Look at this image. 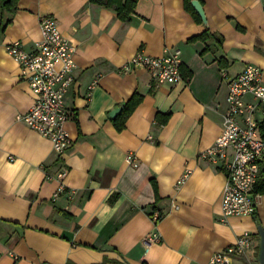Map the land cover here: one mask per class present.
<instances>
[{"label": "crops", "instance_id": "obj_1", "mask_svg": "<svg viewBox=\"0 0 264 264\" xmlns=\"http://www.w3.org/2000/svg\"><path fill=\"white\" fill-rule=\"evenodd\" d=\"M128 1H134L128 21L91 0L0 7V264H207L244 232L253 249L230 264H261L264 160L255 213L223 217L226 172L199 154L222 130L227 79L252 64L264 83V0H198L205 24L191 0ZM40 16L56 20L76 65L65 96L72 145L61 159L47 137L17 119L34 94L5 50L15 40L34 49ZM175 49L181 82H157L140 66L121 69L138 53L157 57ZM133 95L139 101L124 117ZM256 117L261 134L264 116ZM128 154L136 166L126 162ZM61 168L66 191L74 192L53 200L58 183L46 174ZM153 211L161 216L157 223ZM154 233L159 241L149 243Z\"/></svg>", "mask_w": 264, "mask_h": 264}, {"label": "built area", "instance_id": "obj_2", "mask_svg": "<svg viewBox=\"0 0 264 264\" xmlns=\"http://www.w3.org/2000/svg\"><path fill=\"white\" fill-rule=\"evenodd\" d=\"M39 29L40 40L34 49L26 50L20 41L15 40L7 43L5 50L19 65L21 78L28 83L34 94L30 107L17 115V119L47 137L54 153L61 159L72 145L65 127L71 115L65 103V96L75 83L73 47L61 34L52 16H40ZM181 64V52L175 49L157 57L138 53L128 59L121 69L129 71L135 66H140L148 71L155 81L175 84L183 79ZM227 85L222 130L213 145L203 150L199 158L207 162L221 163L226 172L221 194L222 216H251L256 209L255 184L259 177V164L264 160V140L256 117L258 112L264 116V108H261V105H264L261 69L248 64L241 73L229 77ZM91 88L92 86L89 90ZM245 96L252 97L255 102H245ZM126 162L132 166L137 165L132 154L126 156ZM66 173L67 171L61 168L46 174L47 179L58 183L53 200L67 189L64 182ZM184 177L185 175L177 184H180ZM66 192L74 191L68 189ZM160 217L158 211L151 213V219L155 223ZM147 241L158 242L159 235L154 233ZM253 246L251 234L244 232L233 244L213 253L207 264H230L234 256L244 254L253 249Z\"/></svg>", "mask_w": 264, "mask_h": 264}, {"label": "trees", "instance_id": "obj_3", "mask_svg": "<svg viewBox=\"0 0 264 264\" xmlns=\"http://www.w3.org/2000/svg\"><path fill=\"white\" fill-rule=\"evenodd\" d=\"M91 1L98 3L100 5H103L105 7L113 8L117 13L118 18L121 19L122 21H128L129 20V14L134 9V1L126 0V2L124 4H121L122 0H91ZM189 1L190 0H185V2L187 3L188 6H189ZM17 2H18V0H0V7L2 9H6V10L13 12L16 9ZM191 11L193 14L196 15V13H194V11L192 9H191ZM197 18H198V16H197ZM204 36H207L206 32L201 34L199 36V38L204 39ZM137 101H139V98L136 95H133L124 104V106H123L124 107L123 108L124 117L127 116L133 110ZM260 129H261L262 138L264 140V120L260 123ZM256 187H257V185H256Z\"/></svg>", "mask_w": 264, "mask_h": 264}, {"label": "water", "instance_id": "obj_4", "mask_svg": "<svg viewBox=\"0 0 264 264\" xmlns=\"http://www.w3.org/2000/svg\"><path fill=\"white\" fill-rule=\"evenodd\" d=\"M191 5H192L193 9L195 10V12L200 16L202 22L205 24L206 23L205 14L203 12V9H202L199 1L198 0H191ZM117 110H119V109L117 108V109L113 110L110 115L114 114ZM258 230H259V235H260L259 261L261 264H264V231L261 227H258Z\"/></svg>", "mask_w": 264, "mask_h": 264}]
</instances>
